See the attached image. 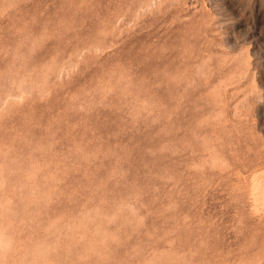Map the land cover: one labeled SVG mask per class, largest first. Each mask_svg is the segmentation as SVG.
I'll use <instances>...</instances> for the list:
<instances>
[{
    "label": "rangeland",
    "instance_id": "obj_1",
    "mask_svg": "<svg viewBox=\"0 0 264 264\" xmlns=\"http://www.w3.org/2000/svg\"><path fill=\"white\" fill-rule=\"evenodd\" d=\"M0 264H264V0H0Z\"/></svg>",
    "mask_w": 264,
    "mask_h": 264
},
{
    "label": "bare ground",
    "instance_id": "obj_2",
    "mask_svg": "<svg viewBox=\"0 0 264 264\" xmlns=\"http://www.w3.org/2000/svg\"><path fill=\"white\" fill-rule=\"evenodd\" d=\"M258 180H259V179H258ZM256 184H258V183H256ZM253 186H254V185H253ZM256 186H257V185H256ZM258 189H259L258 187H253L252 190H251V191H252V192H251V193H252L251 195H253V198L255 197L256 200H257V198H259V197H258V193H259V192H258V191H259ZM257 190H258V191H257Z\"/></svg>",
    "mask_w": 264,
    "mask_h": 264
}]
</instances>
